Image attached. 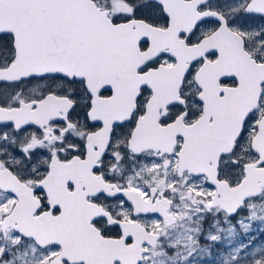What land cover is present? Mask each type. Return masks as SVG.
Listing matches in <instances>:
<instances>
[{
    "label": "snow or ice",
    "instance_id": "snow-or-ice-1",
    "mask_svg": "<svg viewBox=\"0 0 264 264\" xmlns=\"http://www.w3.org/2000/svg\"><path fill=\"white\" fill-rule=\"evenodd\" d=\"M0 264H264V0H0Z\"/></svg>",
    "mask_w": 264,
    "mask_h": 264
}]
</instances>
